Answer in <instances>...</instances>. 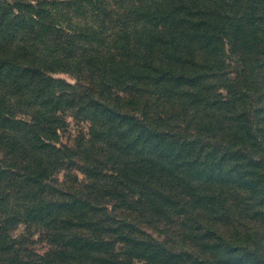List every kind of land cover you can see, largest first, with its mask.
<instances>
[{
  "label": "trees",
  "instance_id": "obj_1",
  "mask_svg": "<svg viewBox=\"0 0 264 264\" xmlns=\"http://www.w3.org/2000/svg\"><path fill=\"white\" fill-rule=\"evenodd\" d=\"M257 20L264 0H0V262L18 242L45 241L49 248L28 264H116L110 245L96 249L107 258L84 261L91 239L77 243L70 226L107 229L104 217L117 205L145 204L147 215L172 203L151 183L174 180L167 139L181 135L161 113L162 92L197 82L205 65L212 68L206 61L200 72L197 59L223 41L235 44L241 23ZM255 28L245 41L264 52ZM149 84L159 96L149 95ZM68 118L77 126L71 139ZM133 171L136 185L122 189ZM102 210V218L94 214ZM151 239L136 249L144 264L193 263L183 241L175 248Z\"/></svg>",
  "mask_w": 264,
  "mask_h": 264
},
{
  "label": "rangeland",
  "instance_id": "obj_2",
  "mask_svg": "<svg viewBox=\"0 0 264 264\" xmlns=\"http://www.w3.org/2000/svg\"><path fill=\"white\" fill-rule=\"evenodd\" d=\"M241 25L243 30L235 44L223 41L219 49H212V56L197 59L200 72L204 62L212 66L205 65L197 82L189 80L190 84L177 86L180 92L167 88L162 92L161 113L170 115L168 126L181 135L167 139L173 143L168 144L166 158H172L169 166L176 173L174 180L166 176L158 182L152 178L151 183L162 187L157 196H169L172 203L165 205V213L163 209L147 215L149 207L145 204L117 205L104 217L107 229L71 225L77 243L86 236L91 239L83 245L89 250L81 252L84 261L107 258V251L96 249L110 245L118 252L116 264H144L136 258V249L143 241L158 237L169 239L166 244L175 248L183 241L184 251L194 260L192 264H264V52L257 53V46L245 41L247 30L254 25L258 33H264V20ZM59 76L69 79L65 74ZM155 88L149 84V95L155 92L159 96ZM155 110L150 105L154 125H160V114H154ZM68 121L71 139L77 126L72 118ZM179 145L182 149L174 156ZM123 156L131 159L132 153ZM129 174L119 182L124 190L127 185H136V171ZM55 177L61 181L62 173ZM130 193L136 197L133 191ZM182 193L186 195L178 201ZM104 199L110 208L113 200ZM94 214L102 218L104 211ZM179 217L184 219L181 225L176 222ZM124 235L131 239L127 241ZM48 248L45 241L31 245L18 242L0 264H16L18 258L26 261ZM124 248L130 249L128 254L121 253Z\"/></svg>",
  "mask_w": 264,
  "mask_h": 264
}]
</instances>
